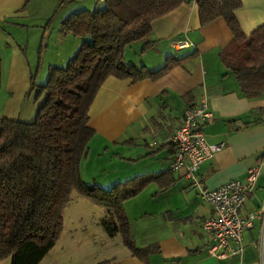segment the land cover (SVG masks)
<instances>
[{"label": "crops", "instance_id": "0c3cea01", "mask_svg": "<svg viewBox=\"0 0 264 264\" xmlns=\"http://www.w3.org/2000/svg\"><path fill=\"white\" fill-rule=\"evenodd\" d=\"M240 1L241 8L234 12V17L248 36L264 24V0ZM100 2L0 0V118L29 123L37 110L34 92L24 101L30 91L29 62L21 53V46L9 37L57 36L60 40L63 36L67 40L71 35L63 32L62 23L73 13L93 10ZM223 21L214 20L200 27L197 5H180L154 21L144 41L124 49L123 62L155 72L162 68L167 57H189L188 60L154 80L133 83L108 78L95 95L88 112V127L94 136L80 165L88 163L91 148L97 142L92 154L106 155L117 163L113 177L101 181L106 186L114 183L113 178L120 184L166 172L139 195L154 189L151 198H161L164 203V213L157 225L143 233L130 229L134 247L143 250L144 255L131 256L129 251L119 248L117 254L100 255L97 264H264V241L261 246L257 221L242 234L241 253L222 260L208 256L206 250L211 243L201 224L211 215L210 207L201 199L199 189L190 186L183 171L168 169L172 154L169 136L180 125L184 110L204 96L214 121L203 126L202 132L209 145L223 144V147L195 173L200 188L211 191L227 182L243 180L248 170L257 168L259 173L251 195L240 209L241 216L264 202V94L258 99L242 96L234 76L219 59L232 38ZM72 39L70 44H80ZM177 42H185L187 48L176 49ZM62 52L68 59L60 62L67 63L71 53ZM110 146H114L111 151ZM80 176L86 186L95 184L103 188L92 178L85 179L81 170ZM51 250L39 264H57L55 260L44 262ZM0 264H10V259Z\"/></svg>", "mask_w": 264, "mask_h": 264}, {"label": "trees", "instance_id": "16d2710c", "mask_svg": "<svg viewBox=\"0 0 264 264\" xmlns=\"http://www.w3.org/2000/svg\"><path fill=\"white\" fill-rule=\"evenodd\" d=\"M191 3L197 5L200 27L224 20L232 38L219 59L242 96L258 99L264 94V24L245 36L234 17L240 0H101L91 11L73 13L62 27L80 41L78 49L65 67L48 71L44 85L29 83L30 91L36 89L34 120L0 118V261L39 264L59 239L62 211L72 193L105 210L100 224L107 237L120 236L131 256L144 255L134 247L122 205L166 172L109 190L86 186L79 165L94 136L88 112L108 78L154 80L188 60L167 57L161 69L148 72L125 65L123 55L150 35L154 21Z\"/></svg>", "mask_w": 264, "mask_h": 264}, {"label": "rangeland", "instance_id": "374dc122", "mask_svg": "<svg viewBox=\"0 0 264 264\" xmlns=\"http://www.w3.org/2000/svg\"><path fill=\"white\" fill-rule=\"evenodd\" d=\"M9 39L21 46V53L30 65L29 83L31 82L35 87L46 83L48 71L51 68L65 67L66 63H61L60 59L68 58L62 56L64 54L62 51H70L71 54H68L70 55L68 57L71 58L79 47L77 43H69L70 40H73L72 37L63 40V36H61L59 40L57 36H10ZM56 39L59 41L56 42ZM28 92L24 101H28L30 94L36 92V89ZM97 145L95 142L91 148V157L88 163L84 162L80 165V170L86 177L85 179L92 178L98 184L103 185V190H109L117 184L115 178L111 179L114 183L112 182L113 184L108 186L101 181L113 177V173L117 171V163L110 161L106 155L96 157L97 153L92 154L96 151ZM113 147L110 146L109 150L111 151ZM92 187L99 188L95 184ZM151 195H154V189L148 190L138 199H135L137 197L135 196L123 203L122 207L126 211L130 229L140 230L143 233L145 229L148 230L159 223L164 213V203L161 198L153 200ZM105 215L104 209L79 197L76 193H72L69 202L62 211V229L59 239L44 262L55 260L57 264H97L96 261L102 254L109 255L112 252L117 254L119 248L126 251L120 236L111 239L105 234L100 224ZM116 244L118 247L114 248Z\"/></svg>", "mask_w": 264, "mask_h": 264}, {"label": "built area", "instance_id": "2783aa9c", "mask_svg": "<svg viewBox=\"0 0 264 264\" xmlns=\"http://www.w3.org/2000/svg\"><path fill=\"white\" fill-rule=\"evenodd\" d=\"M185 42H177L176 49L187 48ZM214 117L209 102L202 96L197 104L184 110L181 123L169 136L172 154L168 162L171 172L183 171L190 186L199 189L201 199L208 204L211 215L201 224L202 231L211 243L206 253L208 256L222 260L242 252V234L250 229L254 221L260 223V244L264 241V202L241 216L240 209L251 195L258 169L248 170L243 180L227 182L211 191L200 188L196 178L199 166L212 159L223 147V144L209 145L202 132V127L212 124Z\"/></svg>", "mask_w": 264, "mask_h": 264}]
</instances>
